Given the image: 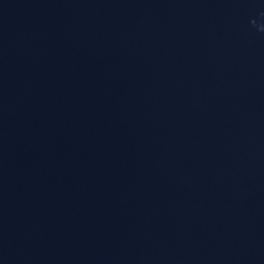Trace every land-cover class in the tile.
<instances>
[{
    "label": "water",
    "instance_id": "obj_1",
    "mask_svg": "<svg viewBox=\"0 0 264 264\" xmlns=\"http://www.w3.org/2000/svg\"><path fill=\"white\" fill-rule=\"evenodd\" d=\"M0 264H264V0H0Z\"/></svg>",
    "mask_w": 264,
    "mask_h": 264
}]
</instances>
